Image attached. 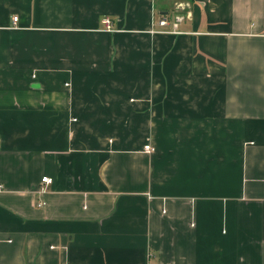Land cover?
I'll return each mask as SVG.
<instances>
[{"label": "crops", "instance_id": "0c3cea01", "mask_svg": "<svg viewBox=\"0 0 264 264\" xmlns=\"http://www.w3.org/2000/svg\"><path fill=\"white\" fill-rule=\"evenodd\" d=\"M0 139V264H264V0H0Z\"/></svg>", "mask_w": 264, "mask_h": 264}, {"label": "built area", "instance_id": "2783aa9c", "mask_svg": "<svg viewBox=\"0 0 264 264\" xmlns=\"http://www.w3.org/2000/svg\"><path fill=\"white\" fill-rule=\"evenodd\" d=\"M14 22L18 21V17H14ZM184 21V16L183 15H177L175 16L173 22H172V29L171 30H166L163 32L166 33H174L177 34L180 23ZM170 24L169 20L167 19V17H163L160 21H159V25L161 27H167ZM103 25L106 27L107 30L111 31L112 30V21L109 18H105L103 19ZM1 142V139H0ZM145 152L147 153H153L155 151V148H153L150 144L146 145L144 147ZM42 183H47V184H51L52 183V179L48 178V177H44L42 180ZM3 188V186L0 184V190Z\"/></svg>", "mask_w": 264, "mask_h": 264}]
</instances>
